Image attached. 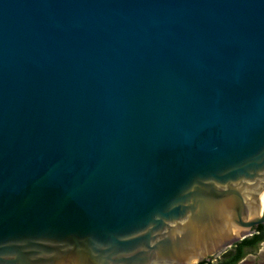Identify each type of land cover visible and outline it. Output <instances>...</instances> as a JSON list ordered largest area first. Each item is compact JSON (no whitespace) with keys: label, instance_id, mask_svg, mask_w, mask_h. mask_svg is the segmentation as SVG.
Listing matches in <instances>:
<instances>
[{"label":"water","instance_id":"95a60500","mask_svg":"<svg viewBox=\"0 0 264 264\" xmlns=\"http://www.w3.org/2000/svg\"><path fill=\"white\" fill-rule=\"evenodd\" d=\"M264 224V0H0V264H197Z\"/></svg>","mask_w":264,"mask_h":264},{"label":"trees","instance_id":"16d2710c","mask_svg":"<svg viewBox=\"0 0 264 264\" xmlns=\"http://www.w3.org/2000/svg\"><path fill=\"white\" fill-rule=\"evenodd\" d=\"M263 236L255 235L253 237L249 236L243 240L236 243L231 247L229 251L223 256V259L219 260L216 263L210 262V260H201L197 264H236L245 256L244 249L251 245L255 240L260 241Z\"/></svg>","mask_w":264,"mask_h":264},{"label":"rangeland","instance_id":"374dc122","mask_svg":"<svg viewBox=\"0 0 264 264\" xmlns=\"http://www.w3.org/2000/svg\"><path fill=\"white\" fill-rule=\"evenodd\" d=\"M231 249L227 248L217 255L209 258L210 262L216 263L219 260L223 259V256ZM236 264H264V243L258 245L254 253H245V256L239 260Z\"/></svg>","mask_w":264,"mask_h":264},{"label":"flooded vegetation","instance_id":"af4514ba","mask_svg":"<svg viewBox=\"0 0 264 264\" xmlns=\"http://www.w3.org/2000/svg\"><path fill=\"white\" fill-rule=\"evenodd\" d=\"M255 235H260L263 236L261 238L260 241L255 240L253 243H251V245H249L248 247H246L244 249L245 253H254L255 249L258 247L259 244L264 243V224L259 225L255 228V231L252 233L251 237L255 236ZM234 246V245H233Z\"/></svg>","mask_w":264,"mask_h":264}]
</instances>
